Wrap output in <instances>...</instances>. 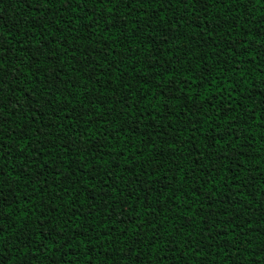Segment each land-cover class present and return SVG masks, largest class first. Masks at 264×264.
Instances as JSON below:
<instances>
[{
	"label": "trees",
	"instance_id": "obj_1",
	"mask_svg": "<svg viewBox=\"0 0 264 264\" xmlns=\"http://www.w3.org/2000/svg\"><path fill=\"white\" fill-rule=\"evenodd\" d=\"M113 3L0 0V260L264 264V0ZM109 8L119 27L92 22Z\"/></svg>",
	"mask_w": 264,
	"mask_h": 264
},
{
	"label": "snow or ice",
	"instance_id": "obj_2",
	"mask_svg": "<svg viewBox=\"0 0 264 264\" xmlns=\"http://www.w3.org/2000/svg\"><path fill=\"white\" fill-rule=\"evenodd\" d=\"M77 4H81V0H76ZM84 2H87V0H84ZM97 2L100 4V5H103L105 0H97ZM109 2L111 3L112 0H109ZM123 2V0H115V3L112 4V8H115L119 3ZM185 2H187V0H185ZM250 2H255L257 4L260 3V0H233V3H236V4H239L241 6H246L248 3ZM36 3L39 5V4H43L45 8H48V9H51V7L53 5H55L57 3V0H36ZM60 3H61V8L63 10H67L68 7L72 6V0H60ZM82 6V4H81ZM262 7H264V4L261 5ZM229 7H231V5H229ZM112 8H109L108 9V12L109 13H112ZM34 19L36 17H33ZM40 19H46V17L43 15V9H41V16L39 17ZM104 20L105 21V24L106 25H111L113 27H119V13H112V15H109V16H106L104 15L103 13L100 14L99 17H96L94 21V23H98L99 20ZM54 34V33H53ZM66 39V37L62 36L61 37V41H56L55 43L57 44V47H61L62 46V42ZM76 39H79V36L76 37ZM91 39V38H90ZM22 43V41H21ZM7 51L6 47H5V43L3 40H0V65H2L3 63V54ZM67 53V49H65V54ZM208 75H211V73L209 72ZM54 76L56 79L59 78V74L58 73H54ZM187 79L185 80V85H187ZM191 79L195 80L196 78L195 77H192ZM200 79H203V73L201 74V77ZM169 80H171V77H169ZM71 87H77V85H70ZM121 87H123V85H120ZM221 91H223V89H221ZM207 99V97H206ZM49 103H51V101H49ZM69 103H71L69 101ZM92 99L89 98L88 102L85 103L84 100H81L79 102L78 105H72V110H75V108L77 107H80V108H88V107H91L92 106ZM118 104L121 105V107H126V105L124 104V102L122 100H118L117 101ZM229 110H232V109H229ZM51 111V109H50ZM61 111H65V109H61ZM68 115H70L71 113H66ZM85 116H87L88 118V121L91 123V122H94V117L92 115V113L90 112H85L84 113ZM119 115H123V113H120L118 114L117 116V119L119 118ZM77 122V119H72L71 120V124H75ZM261 123H264V120L261 121ZM36 130L33 129V132H35ZM52 135L51 131H49L48 133H44L43 131H41L39 133V135L36 137L37 139V144L38 146L35 148V152H34V155H39L40 154V150H41V147L45 144V142H47L49 140V137ZM75 135L80 137V145L82 148L85 147V142H84V138H83V134L82 132L80 131H77L75 132ZM224 135L226 136H233L234 133H233V130H232V127L230 126L229 128L225 129L224 130ZM41 137H43V139H41ZM236 139H239L238 136L235 137ZM20 139H23V140H27L28 139V136L25 135V136H22L20 137ZM213 140L215 141V143H220V140L216 139L215 137H213ZM68 143H71V141H68ZM76 145L73 143V147H75ZM232 145L229 144L228 147H231ZM25 147H27V145H25ZM62 147L65 148V151H68L69 149L67 148V144L65 145H62ZM97 150H100L103 148V145L102 144H98L97 146ZM2 147H0V152H2ZM21 151H23V149H21ZM123 151V150H121ZM105 163H107L105 161ZM42 167V165H41ZM3 175V170L2 168H0V176ZM73 175H75V173H73ZM56 176L57 178L60 177V173L57 172L56 173ZM18 178V177H17ZM184 177L182 176L181 177V180H183ZM75 182V181H74ZM143 183V182H142ZM62 191H66V189H62ZM105 192H107V189H104ZM209 191H211V189H209ZM122 194V193H121ZM99 195V194H97ZM129 195H131V193H129ZM236 194L233 193V196H235ZM95 198V197H94ZM206 198V197H205ZM105 199H110V197H107L105 196ZM0 200H6V197L4 195V193L2 191H0ZM232 204L235 205V201L232 200ZM106 207L108 206L107 204L105 205ZM72 205H71V201H69V204H68V208H71ZM117 207H120L122 209V206L121 205H117ZM89 208L91 209V205H89ZM102 211V210H101ZM161 211H163V209H161ZM112 212H116V208H112ZM152 212H153V218L151 220L148 221V223L150 224V226L156 228V231H154L152 233V235L154 237H157L158 239H163V236L162 235H159V226L156 225L155 221H156V216H155V209H152ZM91 214V211L87 212L84 214L85 216V220L87 219V217ZM68 216L67 219H65L64 221V226H68V225H71L72 223V216H79V213L78 212H73L71 214H67L65 212H61L60 213V216L61 217H64V216ZM139 219V217H137ZM105 219H113V217L111 215H108L105 217ZM99 224H103L104 222L103 221H99L98 222ZM48 225H49V228H48V231L47 233L45 234L44 236V239L45 240H50V239H55L56 238V235L58 234V231L59 232H63V227H61L58 231L56 229V225L52 224V219H48ZM144 226V221H141L139 227L137 228V232L140 231V229H142ZM43 225L40 226V229L43 230ZM77 229H82V231L80 233H78L77 235L78 236H83V235H87L88 233V226H87V223H83V224H76L75 226ZM212 225H210V229H211ZM0 231H2V229H0ZM123 231V229L121 230ZM107 233V226L105 227L104 229V234ZM98 238V237H97ZM60 239L63 240V236H60ZM81 242H84L83 240ZM34 243L33 240L31 239H28L27 241V244L25 245L26 247H31V245ZM40 247H43V245L41 244L40 246L37 247V251L40 250ZM59 247L60 245L57 244V250H59ZM66 247V245H65ZM197 251V254L199 253V249L196 250ZM25 255H28V253H25ZM259 255V254H258ZM91 259V257H90ZM0 264H4V262L2 260H0ZM52 264H55V261L52 262ZM256 264H260V260L257 259L256 260Z\"/></svg>",
	"mask_w": 264,
	"mask_h": 264
}]
</instances>
